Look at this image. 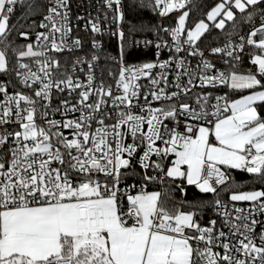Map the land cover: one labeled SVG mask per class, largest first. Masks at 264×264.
Segmentation results:
<instances>
[{"label":"snow or ice","instance_id":"1","mask_svg":"<svg viewBox=\"0 0 264 264\" xmlns=\"http://www.w3.org/2000/svg\"><path fill=\"white\" fill-rule=\"evenodd\" d=\"M17 5L27 27L10 22ZM198 7L96 0L73 16L71 0H0V264H264V0ZM139 8L161 20L154 40L123 30ZM73 25L93 51L61 59L82 46ZM109 29L115 71L96 39ZM141 45L156 60L126 63ZM53 90L71 99L53 109Z\"/></svg>","mask_w":264,"mask_h":264},{"label":"built area","instance_id":"2","mask_svg":"<svg viewBox=\"0 0 264 264\" xmlns=\"http://www.w3.org/2000/svg\"><path fill=\"white\" fill-rule=\"evenodd\" d=\"M129 0H123V3L127 6ZM195 0H192V2H194ZM72 4H73V8H72V13L73 16L77 13V7L79 5H83V7L85 9L88 8V6L90 4H92L93 6L96 3V0H71ZM93 14H95V12H93ZM169 20H165L164 23H169ZM161 23L160 18L158 17L157 23L156 25H159ZM155 25V26H156ZM127 27H128V20L125 22V27H124V31H127ZM80 30L77 31V26L73 25V32H72V36H79L81 38V40L83 41L82 46L80 49H76L74 50L71 54L65 52L63 54V56L61 57V59H67V60H71L74 59L76 56H80L81 58H87L90 56L91 52L93 51L91 49V39L92 36L90 33H85L83 31L82 25L79 26ZM40 29L38 28V31ZM96 39L100 42L101 44V48H102V53H101V65L107 66V67H111L114 71L116 70V65L115 63L109 61L107 63V65H105V56L103 55L104 52L110 54L111 56H117L118 55V40L116 37H114L113 35H111V29L109 30H105L102 34H96ZM134 39H140V40H154L155 39V34L152 30L147 31L139 36L134 37ZM33 43L35 44V41H33ZM168 56V50L167 49H163L161 50L160 53V60H164L167 59ZM126 63H130V64H138V63H144V62H149V61H155L156 60V49L153 46H148L145 47L143 45H141L139 48H132L128 50V55H126L125 57ZM25 63H31L30 60L25 59L24 61ZM193 65H195L196 61L193 60L192 61ZM33 70H35V68H33ZM154 71H159V69H155ZM6 78H0V80H3ZM139 83L143 86H147L148 81L146 78H141ZM216 94H222L220 92H217ZM65 98H69L71 99V97L67 96V93L64 94H58L55 92V90H53V94H52V100H51V104H52V108L55 109L59 103L61 99H65ZM51 115V113H50ZM55 119H61L59 114H56L54 116ZM71 118V117H68ZM141 170L139 169L138 165H134V169H130L127 175V178H130V181L127 179L126 183L127 184H137L139 182V176L136 174L138 172H140ZM242 172V171H241ZM244 173V172H243ZM132 178V179H131ZM147 191H152V190H159L158 185L156 184H149L147 189ZM237 207H243V208H247L248 204L246 202H238ZM217 218V217H216ZM261 219H264V217H259ZM257 231H259V228L257 229Z\"/></svg>","mask_w":264,"mask_h":264},{"label":"trees","instance_id":"3","mask_svg":"<svg viewBox=\"0 0 264 264\" xmlns=\"http://www.w3.org/2000/svg\"><path fill=\"white\" fill-rule=\"evenodd\" d=\"M27 2H34L42 9L46 5L47 0H27ZM131 3L132 0H129L127 5H130ZM136 3H139V0H136ZM193 3L199 6L197 8V15H198L200 11H202L208 5L212 4L213 0H195ZM137 11H138V16L136 18L129 17L128 23H135L137 25L142 24L144 26V31H142L139 34L141 35L154 28V26L157 23L158 16L155 13H153L149 8H139ZM21 16H22V9H20L19 5H17V10L10 21L12 24H16L17 29H19L21 25L27 27L28 24L26 20L20 19ZM33 18L36 19L38 24L39 16H34ZM31 31L32 32L38 31V27H33ZM214 35H216V33H214ZM244 66L245 67L249 66L247 60H245ZM0 78H7V77L4 75H0ZM230 174L234 176L238 182L243 184H246L249 180L248 175L246 173L241 172L240 170H232ZM127 179L130 181V178ZM221 195H222V199H227L226 196H224L223 194ZM174 196L177 200L181 198V194L178 191L174 193ZM210 198L211 197L209 195L200 193L194 186H188L184 193V199L188 201L199 200V199H210ZM209 218H213V219L216 218V215L211 211V209L206 210L202 214V223H207Z\"/></svg>","mask_w":264,"mask_h":264},{"label":"rangeland","instance_id":"4","mask_svg":"<svg viewBox=\"0 0 264 264\" xmlns=\"http://www.w3.org/2000/svg\"><path fill=\"white\" fill-rule=\"evenodd\" d=\"M241 184H243V183H241ZM152 191H154V190H152Z\"/></svg>","mask_w":264,"mask_h":264}]
</instances>
